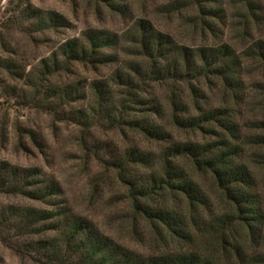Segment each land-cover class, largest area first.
Returning <instances> with one entry per match:
<instances>
[{
	"label": "rangeland",
	"instance_id": "1",
	"mask_svg": "<svg viewBox=\"0 0 264 264\" xmlns=\"http://www.w3.org/2000/svg\"><path fill=\"white\" fill-rule=\"evenodd\" d=\"M247 1L215 0L211 6L223 17L213 19L210 31L197 0H114L115 7L102 0H0V171H30L36 174L30 182H40L36 188L52 184L57 189L45 201H36L0 182V264H66L58 253L66 252L57 230L60 223L51 229L59 221L52 214L59 210L88 221L113 245L137 255L175 249L174 242H155L154 229L135 208L112 163L125 150L158 154L167 146L128 122L156 126L179 142L212 138L174 128L169 97L176 93L186 111L195 114L190 85L152 79L151 61L138 53L136 26L147 21L174 46L193 53L228 45L240 60L235 120L244 134L252 135L260 133L252 124L264 120V62L252 53L256 45L264 47V0H251L252 8ZM43 19L46 24L39 23ZM91 30L115 37L102 51L110 56L108 63L92 65L61 56L69 42L87 45ZM5 60L13 61L19 73L1 68ZM54 60L52 73L40 76L39 82L42 62ZM125 74L131 88L117 78ZM192 85L206 98V109L228 104L219 80L200 77ZM251 152L242 158L247 164L252 163ZM190 168L206 196L209 210L203 209V217L219 214L221 199L211 177ZM154 170L138 173L148 176ZM255 174L264 198V168H255ZM28 211L54 219L23 228L21 216ZM258 248L264 252V246Z\"/></svg>",
	"mask_w": 264,
	"mask_h": 264
},
{
	"label": "trees",
	"instance_id": "2",
	"mask_svg": "<svg viewBox=\"0 0 264 264\" xmlns=\"http://www.w3.org/2000/svg\"><path fill=\"white\" fill-rule=\"evenodd\" d=\"M102 1L115 7L114 0ZM213 4H216L215 0H197L202 23L210 31H213V19L221 20L223 17L220 9L212 8ZM247 4L252 8L251 0ZM28 10L25 14L29 13ZM43 20L39 23L46 24ZM47 22L49 25L55 23L51 17ZM134 38L139 55L151 61L154 81L190 85L195 114H190L189 109L186 111V104L176 93L172 92L169 97L174 128L199 131L212 138V141L204 143L179 142L156 126L128 122L145 137L166 142L167 146L158 154L139 149L125 150L112 163L135 208L154 229L155 242H174L175 249L137 255L113 245L88 221L66 217L65 211L59 210L52 214L59 221L55 220L51 229L58 228L60 223L57 230L62 235L66 252L55 249V253L64 255L66 264H264V252L258 248L264 246V198L255 174V168H264V120L252 124L253 130L260 131L252 135L244 134L236 123L234 100L241 83L239 57L228 45L195 53L184 46H174L149 22L142 20L136 26ZM86 40L87 45L77 42L65 44L61 56L68 61L92 65L108 63L110 56H105L102 51L113 45L115 37L91 30L87 32ZM256 48L257 52L252 53L264 62V47L256 45ZM56 65L55 60L51 63L43 61L39 82L42 81L40 76L51 74ZM62 67L64 65L58 68ZM1 68L12 75L19 73L13 61H3ZM19 75L21 77L22 73ZM125 75L117 78L126 80V85L131 88L132 81ZM200 77L219 80L228 104L206 109V98L192 85ZM96 91L103 99L100 90ZM136 105L141 103L136 102ZM157 107L158 104L154 108L156 111ZM250 149L252 163L247 164L242 158ZM153 167L156 170L148 176L138 173ZM190 167L211 177L221 199L219 214L203 217V209L209 210L206 196L190 176ZM35 175L30 171L8 172L2 168L0 182L12 185L13 189L30 199L45 201L57 189L52 184L36 188L34 185L40 182H30ZM28 187L35 188L29 190ZM180 200L184 202L180 203ZM54 218L49 213L28 211L21 216V223L23 228H29Z\"/></svg>",
	"mask_w": 264,
	"mask_h": 264
}]
</instances>
